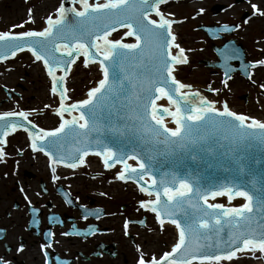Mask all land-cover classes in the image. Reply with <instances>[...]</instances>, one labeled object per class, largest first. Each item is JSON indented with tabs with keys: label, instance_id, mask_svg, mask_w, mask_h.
<instances>
[{
	"label": "snow or ice",
	"instance_id": "1",
	"mask_svg": "<svg viewBox=\"0 0 264 264\" xmlns=\"http://www.w3.org/2000/svg\"><path fill=\"white\" fill-rule=\"evenodd\" d=\"M75 2L80 5V10L65 8L61 0V5L55 10V18L50 15L47 27L42 31L0 32V41L10 45L5 53H0V61L9 58L7 53L15 57L27 50L36 61L43 63L52 80L51 91L60 96V107L56 110L60 123L50 131H29L23 124L9 119L19 117L27 121L25 112L0 114L3 122L0 125V146L6 143L4 137L9 132L24 128L32 150L48 156L50 166L64 164L65 167L76 168L78 164H84L88 148L77 147L71 156L72 162L59 154V149L72 133L87 136L95 132L99 134L97 147L102 149L95 154L101 156L105 168L113 167L112 162L123 165L117 173L119 180H144L153 171V165L161 163L157 157H164L180 174L172 177V186H165L168 178L166 174L162 175L156 198L141 201L140 206L155 213L161 225L167 218L175 226L177 239L171 250L159 258H147L141 252L137 264H222V261H232L240 252L259 251L264 255V187H256V173L250 166L248 153L251 148L264 153V122L237 114L226 104L222 110L217 109L215 102L198 92H191L190 85L174 77L173 65L187 63V58L183 56V49H179L178 55L171 51L179 45L171 31L172 21L159 10V5L166 0ZM133 5H138L135 15L130 12ZM252 8L254 13L258 11L255 4ZM149 10L159 19L149 18ZM69 12L73 14L71 22ZM260 14L264 15V12ZM99 20L107 22L102 26L96 24L95 31H91L89 22ZM27 22H32L31 18ZM117 26L126 28L124 35L135 37V42L109 39ZM12 27L22 28L24 24ZM66 33H71V40ZM60 40L67 42H57ZM146 43L152 45L154 72L145 82L143 73L136 70L145 64ZM81 54L85 66L89 59L99 58L103 78L88 90L86 99L65 105L68 98L63 85L67 74L65 69H70L72 62ZM256 64L264 66V60L256 61L253 66ZM58 68L64 75H56ZM162 97L172 108L157 104ZM197 97L198 103H193ZM133 99L136 102L135 114L129 118L124 113ZM77 109L78 115L64 118V113L71 114ZM165 116L171 118L174 127L168 126ZM31 128L36 129V125L31 124ZM77 129L81 131L77 132ZM4 156L3 147H0V159ZM129 159L135 161L136 166L129 164ZM188 162L206 171L208 176L228 173L224 177L227 184H202L195 179L199 173L195 169L189 170ZM52 170L55 172L54 167ZM259 174L264 177V169ZM245 175L251 179H239ZM149 179L152 185L157 184L151 176ZM246 184H251L250 191L245 190ZM161 190L166 199H162ZM140 191L153 195L143 186ZM218 196H227L229 201L233 196L242 197L244 203L238 207L209 203V197ZM127 224L126 221L125 228ZM225 225L229 230L226 235H221ZM0 264L8 262L0 259Z\"/></svg>",
	"mask_w": 264,
	"mask_h": 264
},
{
	"label": "flooded vegetation",
	"instance_id": "2",
	"mask_svg": "<svg viewBox=\"0 0 264 264\" xmlns=\"http://www.w3.org/2000/svg\"><path fill=\"white\" fill-rule=\"evenodd\" d=\"M233 1L251 4L254 0ZM211 11L217 14L212 7ZM251 11H243L240 19L252 17ZM230 24L235 30L240 27L236 22ZM229 39L234 40L228 53L231 74L238 71L245 83L264 86V75L256 72L264 66H253L264 60V37L260 43L255 41L260 59L249 58V46H243L236 35L219 43V52ZM214 54L219 63V55ZM216 66L224 84L231 74L226 77L222 65ZM240 81L242 86L244 81ZM258 94L264 97V87ZM4 152L0 159V259L8 264H137L141 252L147 258H159L171 250L173 239L165 233L159 239L153 212L140 206L153 196L134 183L117 179L119 166L105 168L100 158L87 163L97 159L93 156L85 157L84 164L76 168L50 166L43 152Z\"/></svg>",
	"mask_w": 264,
	"mask_h": 264
},
{
	"label": "rangeland",
	"instance_id": "3",
	"mask_svg": "<svg viewBox=\"0 0 264 264\" xmlns=\"http://www.w3.org/2000/svg\"><path fill=\"white\" fill-rule=\"evenodd\" d=\"M7 1L8 0H0V9L2 11V13H0V32L8 31L18 33L20 31L41 30L43 28L42 26L45 24V18L35 21L33 19L35 15L32 14V6L40 4V0H20L23 5L21 9L22 13L19 17H12L10 15L12 13L11 8L5 6L9 3H6ZM91 1L93 2V0ZM189 1L190 0H166V3L162 4V6L168 3L171 4L169 9L174 17V21L172 22L178 25V35L181 36V42L179 41V43L185 46V55L188 56L186 57L187 63L181 64L175 69V78H177V80L179 79L180 82L189 83L191 84L190 86H194L196 89L202 90L211 97L216 98V108L220 107L219 105L222 101H227L232 107H238V110L243 114L255 115L254 119L259 120L261 116L264 115V97L258 94L262 86L245 83L247 80L245 81V79H242L238 71L232 73L230 79L222 84L220 76L222 72L220 69L217 67L204 66L205 61L203 60L209 62L216 61L217 56L214 54L212 45H218L222 43L225 38H232L234 35L243 43V46L245 43L249 46L251 52L249 58L255 56V58L257 57L260 59V54L257 53L255 45L256 43H260V39L264 37V15L260 14L264 10V0L259 2V6V0H254L251 4L247 1L237 3L233 0ZM253 4L257 6L258 11H256L252 17L250 16L248 19H244V21L241 20L240 15L243 11L253 13L251 11V9L253 10ZM215 5L220 7L223 6L217 14L211 11V7ZM232 5L234 7L230 11V15H223V11L229 9ZM236 6H241L242 8L237 9ZM37 8L38 6H35V9ZM29 9H31V13H29ZM218 17H221L220 21L212 20V18L217 19ZM30 18L32 22H27ZM233 22L239 23L240 27L232 31L230 35L223 33L219 39H210L203 31L197 28L201 25H220ZM22 23L24 24L22 28L12 27L13 25H20ZM123 34V31H117L110 38L124 39ZM255 41L257 42L255 43ZM76 61L70 75L67 77L69 81L73 82L76 80L75 87L72 89L69 88V91L66 90V93L68 92L70 94V98L73 101L86 98L88 90L97 84V80L100 77L97 66L88 64L85 66L84 57H80ZM39 63L40 61H36L27 50L23 52L20 59L11 57L7 60L0 61V82H2L1 78H9L11 75L13 76L11 80H15L17 76L21 77V80L14 84V89L12 91L7 86H0V95H2V98H0V114L4 112H25L27 113V119L31 121L32 124H35L40 129L50 131L54 128H46L43 126V121L45 117L55 120L59 118V116L56 115V111L52 110L50 105V103L57 101L59 106V97L51 91L52 80L46 73V70L44 71L45 74L42 72L44 65L42 66V63H40L41 67ZM27 75L31 78L25 81ZM234 76H236L235 79L231 80ZM238 76L240 80L244 81L242 86H240V82L236 80L239 79ZM220 84L221 86L223 85V87H221ZM4 85H9V83ZM27 90L29 91L28 93ZM43 94H45V96ZM42 95L44 99L40 97ZM242 95L247 98L243 100ZM162 99L166 100L165 103H162L164 106L172 108V106L168 104L166 98L162 97ZM248 108H250V110L246 112ZM168 126L174 127L171 120ZM12 133L13 132H9V135ZM30 145L31 144L25 145L24 149H32ZM6 151L12 150L6 148ZM164 233L167 235V239L170 241L173 239L172 228L167 226L164 227L163 230H160L159 239L164 237ZM260 255L263 259L262 264H264V256L262 254ZM247 262L248 260L244 259L241 264ZM224 264L239 263L233 260L232 263Z\"/></svg>",
	"mask_w": 264,
	"mask_h": 264
},
{
	"label": "water",
	"instance_id": "4",
	"mask_svg": "<svg viewBox=\"0 0 264 264\" xmlns=\"http://www.w3.org/2000/svg\"><path fill=\"white\" fill-rule=\"evenodd\" d=\"M69 1L70 0H63L64 7L67 8V9H71V7L69 5ZM136 7H138V5H133V7L130 9V12L133 15H135V8ZM148 14H155V13L152 12L151 10H149V13ZM68 19H69V22H71L72 19H73V14L71 12L68 13ZM76 19H79V18H76ZM106 22L107 21H104V20L91 21V22H89V29L91 31H95V25L96 24H100L102 26L103 23H106ZM201 27H203V29L206 31V33L209 35V37L211 39L216 38V37H219V34L217 33L219 31H221V32H223V31L230 32L231 29H232L231 26H225V25L219 26V27H216L215 25H212V26H201ZM119 29H122V28H120V27L117 26L116 30H119ZM66 35H67L68 39L71 40V33H66ZM125 37H127V36H125ZM132 38L135 39V37H132ZM57 42H59V43H65L67 41L60 40V41H57ZM72 42L74 43L75 41L72 40ZM134 42H132V43H134ZM224 44H225L224 45L225 48H227L229 50H232L231 49V46L233 44L232 43V40L231 41H227ZM9 47H10L9 44H5L4 42L0 41V53H5L6 52V49L9 48ZM94 51L95 50L93 49V52ZM7 54L9 56V58L12 57L10 55V53H7ZM56 55L59 56L60 53H56ZM80 56H82V54L79 55V56H77L75 58V60L78 57H80ZM152 56H153L152 45L149 44V43H146L145 44V47H144V60H145V64H144L143 67L137 68V70H136L137 72H142L143 73V77L145 79V82H146L147 77L150 76L154 72V61L151 59ZM222 57H223L224 62H225L226 58H225V55H223V53H222ZM96 61L99 62V58L89 59V62L88 63H94ZM74 63H75V61L72 62V65ZM70 69L69 68H66L65 69V71H66L67 74L64 76V81H63L64 90H65V78L69 75ZM173 69H174V67H173ZM57 71H59L61 73L60 75H64V73H62L59 68L57 69ZM60 75H57V76H60ZM102 78H103V73H102ZM195 92L196 91H194L193 93H195ZM65 95H66V93H65ZM59 99H60V96H59ZM198 100H199V97H197L193 101V103H198ZM124 103H127V102L125 101ZM135 107H136V102L133 99L132 100V103L128 104L127 108L125 109L124 115L126 117H129V118L132 117L135 114L134 113ZM74 111L79 114V109L74 110ZM165 117H167V116H165ZM9 119L11 121H18L19 123L23 124L24 128H28L29 131L36 132V131L40 130L39 127H36V129H32L31 128V124L32 123L29 124L28 123V120L25 121L23 118L11 117ZM2 124H3V122L0 121V125H2ZM24 128H22V129H24ZM0 131H2V129H0ZM79 131H81V130L77 129V132H79ZM98 135L99 134L98 133H95V132L89 133L87 136H83V135L82 136H77L75 133H72L63 142L62 148L59 149V154L64 155L68 159H71V156L73 154H75V149L77 147H87L89 153H91V154H95L96 151H102V149L98 148L97 147V144H96V137ZM77 140L80 141L79 144L76 143ZM90 141H91V143H89ZM158 147H162V146H158ZM248 153L250 155V160H249L250 166L253 168L254 173H256V177H255L256 187L257 188L264 187V177H262L259 174L260 173V170L264 169V153H261L260 151H258L257 148L248 149ZM129 155H131V153H129ZM157 159L160 160L161 163L160 164H154L153 165V171L149 174V176H151L152 179H155L157 181V184L156 185H152L151 184V181L150 182H147L145 178L142 181L141 180H138V178L127 179V180L134 181L140 188L142 186L145 187V188H147L149 191H151L154 194V196H155V192L157 191V188H158V186L160 184V179H161V176L162 175H165L166 174L167 175V178H168V184L165 185V186H172V184H173L172 177L174 175H179L180 174L175 168L172 167L171 164H169L165 160L164 157L160 156V157H157ZM112 163L114 164L115 162H112ZM188 163L190 164L189 170L195 169V171L197 173H199V175L196 176L195 179L198 180L199 182H201L202 184H208V185H213V184H215V185L227 184V181L224 179V177L227 176L228 173L219 172V173H216L213 176H208V174H207L206 171H204V170H202L200 168H196L195 165H191V162H188ZM149 176H145V177H148L149 178ZM239 179H243V180L247 181V180L251 179V177L245 175V176L239 177ZM236 182H238V180ZM209 190H212V189L209 188ZM245 190H249L250 191L251 190V184H246ZM161 197H162V199H166V198L163 197L162 190H161ZM235 197L236 196H233V198H235ZM155 198H156V196H155ZM209 198H212V197H209ZM215 198H219V196L218 197H215ZM164 220L167 221V218H164ZM228 230H229V226L228 225H225L224 226V230L221 232V235H226L227 232H228Z\"/></svg>",
	"mask_w": 264,
	"mask_h": 264
},
{
	"label": "bare ground",
	"instance_id": "5",
	"mask_svg": "<svg viewBox=\"0 0 264 264\" xmlns=\"http://www.w3.org/2000/svg\"><path fill=\"white\" fill-rule=\"evenodd\" d=\"M190 1L191 2H195L196 0H190ZM259 1L261 2L262 0H259ZM103 2H104V0H93V2L91 0H89V3L90 4L91 3H103ZM6 3H8V5L6 4L5 6L6 7L8 6L9 8H11V12L12 13L10 15L12 17H14V16L15 17H19V15H21V13H22V10L21 9H22V5L23 4L20 2V0H8ZM69 4L74 5V7L76 9H78V10L80 9V5L78 3H76L75 0H70L69 1ZM60 5H61V0H40V4L35 5V6H38V8H37L38 11H37V9H35V6H32L33 7L32 10H33V12H35L34 13L35 17L33 19L35 21H38L41 18H48L50 15L52 17H55V15H56V11L55 10ZM170 6H171V4H169V3L168 4H165L163 6H162V4H160L159 5V10L165 16L166 19H169L170 21H174L173 20L174 19L173 14L170 13V9H169ZM233 7L234 6L232 5L229 9L223 11V15L229 16L230 13H231L230 11L233 9ZM236 8L237 9H240L242 7L241 6H236ZM263 12H264V10H263ZM0 13H2L1 9H0ZM149 15H150V18L151 19H157V20L159 19L158 17H156L155 14H149ZM212 20H214V21H220L221 20V17H218L217 19L212 18ZM45 26H46V21H45V24L42 27L44 28ZM125 30H127V29L125 28ZM171 31H172L173 35L176 37L175 43L179 45V48H173V50H171V51L173 52L174 55H178L179 54V49H183L184 52H185V46H183L181 43H179V41L181 42V36L178 35L179 28H178V25L176 23H173L172 22V24H171ZM134 40L135 39L132 38V37H127V39H124V41H126V42H133ZM184 52H183V56L188 57V56L185 55ZM21 55H23V53H17V55L15 57L18 58V59H20L21 58ZM40 66H41V64H40ZM176 68L177 67H175V69ZM24 71H25V69H24ZM35 71H36V69H35ZM44 71H45V68L42 70V72L44 73ZM174 71H176V70H174ZM174 71H173V75L175 74ZM33 74H35V73H33ZM257 74L258 75H260V74L261 75H264V69H258L257 70ZM28 75L26 76L25 81L26 80H30L31 77L28 76ZM56 75H60V72L57 71L56 72ZM11 77H13V76L11 75ZM11 77H9V78L8 77L1 78V81L2 82H0V86H5V87L7 86L12 91L14 89V84L16 82H18L19 80H21V77L20 76H17L15 78V80H11ZM174 77H175V75H174ZM68 79H66V82H65L66 83V90L67 91H69L68 90L69 88L72 89V88L75 87V81H76V80H74L72 82V81H69ZM237 82H240L241 83V81L238 80V79H237ZM7 83H9V85H4V84H7ZM181 83H183L185 85H191V84L186 83V82H183V81ZM182 90L183 91H189V89H182ZM190 91L191 92L196 91V92H198L200 94V96L206 98L209 101L215 102V99L216 98L211 97L209 94L205 93L202 90L196 89L194 86L193 87L191 86ZM28 92L29 91L27 90V93ZM43 95L45 96V94H43ZM43 95L40 96V97L41 98L43 97V99H44V96ZM66 96L68 98L64 102L65 105L74 104V103H76L78 101V100L77 101L71 100L70 94L68 92H67V95ZM0 98H2V95H0ZM165 102H166V100L161 99L157 103L160 105V104L165 103ZM225 104L228 106V108L231 111H233L235 113L245 115V116H247L249 118H255V115L243 114L242 112H240L238 110L239 109L238 107L237 108L236 107H232L230 103H225L224 101H222L220 103V105H219L220 107L219 108L223 107ZM50 105H51L52 110H54V111H56L57 108L59 107L58 104H57V101L50 103ZM74 115H77V114L75 112H72L71 114H64V118L65 119H71V117L74 116ZM260 119H264V115H262ZM170 120H171L170 118H165V122L167 124H168V122L170 124ZM59 123H60V117L59 118H56V120L55 119H52V118H49V117H45V120L43 121V126H45L46 128H49V129L51 128L52 129V128L58 127ZM4 139H6L7 142L3 146H0V147H3V150L4 151H6V148L7 149L8 148L11 149L12 151H15V150H25L24 149L25 148V145L31 144V141L29 139L28 133L26 131H24V130H16L15 132H13L12 134L8 135L7 137H4ZM92 156L93 157H96L97 159H90V160L87 161V163H90V162L93 163V162H97L98 161V157L97 156H95V155H92ZM92 156H90V157H92ZM209 203H220V204H222V205H224L226 207H238V206H240V205H242L244 203V199L242 197H235L231 201H229L228 198H227V196H219V198H209ZM167 225L170 228H172V230H173V238H174L173 239V242H172V245H173L175 243L176 239H177V231L175 229V226L172 225V224H170V223H168V222L166 224L159 225V226L166 227ZM260 254L261 253L259 251H256L255 253H251V252H240V253H237V256L235 258H233V260H236L239 264H241L244 259L248 260V262L245 263V264H262L263 263L262 262L263 259H262V256ZM232 261H224V262H228V263L231 262L232 263Z\"/></svg>",
	"mask_w": 264,
	"mask_h": 264
}]
</instances>
